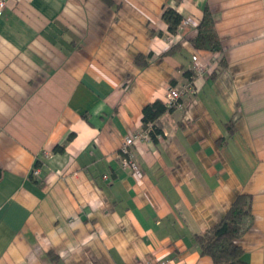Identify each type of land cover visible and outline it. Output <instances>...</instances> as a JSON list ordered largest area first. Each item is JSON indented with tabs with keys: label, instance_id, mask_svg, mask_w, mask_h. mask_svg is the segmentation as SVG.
Instances as JSON below:
<instances>
[{
	"label": "crops",
	"instance_id": "1",
	"mask_svg": "<svg viewBox=\"0 0 264 264\" xmlns=\"http://www.w3.org/2000/svg\"><path fill=\"white\" fill-rule=\"evenodd\" d=\"M4 1L0 264H213L194 236L238 195L251 197L243 260L264 264V0ZM205 9L216 53L192 44ZM187 72L195 94L135 143L138 172L122 170L143 107Z\"/></svg>",
	"mask_w": 264,
	"mask_h": 264
},
{
	"label": "trees",
	"instance_id": "2",
	"mask_svg": "<svg viewBox=\"0 0 264 264\" xmlns=\"http://www.w3.org/2000/svg\"><path fill=\"white\" fill-rule=\"evenodd\" d=\"M179 2L181 0H174ZM162 20L167 24V30L175 34L182 17L171 8H165ZM193 46L200 51L216 53L221 51V43L214 31V20L206 9L203 12L202 20L198 26L197 36L192 41ZM137 56L135 62L139 66L147 65V61ZM142 61V62H141ZM187 79L191 80L192 72H187ZM161 101H154L142 109L141 131H148L153 142L158 136L163 135L160 117L172 111ZM57 146L54 151H61ZM35 167H39L36 162ZM1 177V173H0ZM252 223L251 197L249 195H238L232 202L227 213L212 228L203 234L194 236L202 256L208 257L213 264H246L243 260V250L237 244V240L247 232Z\"/></svg>",
	"mask_w": 264,
	"mask_h": 264
},
{
	"label": "built area",
	"instance_id": "3",
	"mask_svg": "<svg viewBox=\"0 0 264 264\" xmlns=\"http://www.w3.org/2000/svg\"><path fill=\"white\" fill-rule=\"evenodd\" d=\"M5 6V1L0 0V15L3 11ZM181 28V27H180ZM179 30V27L177 28ZM177 33V31H176ZM193 62V72L197 75H200L204 71V65L197 59L196 56L192 57ZM195 87L193 85V81L188 80L186 83L181 84L175 87H169L167 94L165 96V105L169 108H182L181 100L187 96H193L195 94ZM160 136H158L159 138ZM150 139L148 131H139L135 133H131L127 137L124 138L122 141L119 149H118V159L119 165L122 170L129 171L132 173H137L139 168L138 164L133 155V146L136 142L141 140H148ZM40 172V167H35L31 169V175L34 177H38ZM151 264V263H145ZM158 264H168L167 262H160Z\"/></svg>",
	"mask_w": 264,
	"mask_h": 264
}]
</instances>
